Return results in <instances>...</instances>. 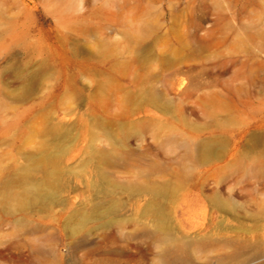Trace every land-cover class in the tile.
Returning <instances> with one entry per match:
<instances>
[{
    "label": "rangeland",
    "instance_id": "374dc122",
    "mask_svg": "<svg viewBox=\"0 0 264 264\" xmlns=\"http://www.w3.org/2000/svg\"><path fill=\"white\" fill-rule=\"evenodd\" d=\"M0 264H264V0H0Z\"/></svg>",
    "mask_w": 264,
    "mask_h": 264
}]
</instances>
